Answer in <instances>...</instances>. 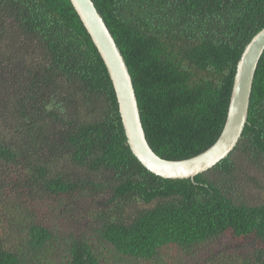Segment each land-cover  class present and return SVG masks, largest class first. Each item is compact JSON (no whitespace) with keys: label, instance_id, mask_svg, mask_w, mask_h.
Instances as JSON below:
<instances>
[{"label":"trees","instance_id":"trees-1","mask_svg":"<svg viewBox=\"0 0 264 264\" xmlns=\"http://www.w3.org/2000/svg\"><path fill=\"white\" fill-rule=\"evenodd\" d=\"M132 77L161 158L211 147L264 0H92ZM264 53L231 154L191 179L133 155L104 62L70 0H0V264H167L222 239L252 241L204 264H264ZM186 254V255H185ZM175 260V259H174ZM178 264L177 262H175Z\"/></svg>","mask_w":264,"mask_h":264},{"label":"water","instance_id":"water-1","mask_svg":"<svg viewBox=\"0 0 264 264\" xmlns=\"http://www.w3.org/2000/svg\"><path fill=\"white\" fill-rule=\"evenodd\" d=\"M97 48L112 82L127 144L138 161L152 174L172 180L191 179L226 159L237 146L247 123L253 80L264 53V29L246 46L236 69L227 119L216 142L189 159L171 161L150 147L125 59L92 0H70Z\"/></svg>","mask_w":264,"mask_h":264},{"label":"rangeland","instance_id":"rangeland-1","mask_svg":"<svg viewBox=\"0 0 264 264\" xmlns=\"http://www.w3.org/2000/svg\"><path fill=\"white\" fill-rule=\"evenodd\" d=\"M261 187L252 192L255 205L264 203V179L259 183ZM252 241H234L229 238L222 239L212 245L207 246L202 250H194L193 255H186L185 257L181 250L172 249L164 253L162 257L167 264H204L207 262V258L215 257L223 253H230L236 247L242 248V252H249ZM106 264H121L123 261L121 258L115 256V254H108L106 257ZM175 259V260H174ZM66 253L60 250H54L53 254H50L47 259L42 261V264H66Z\"/></svg>","mask_w":264,"mask_h":264}]
</instances>
